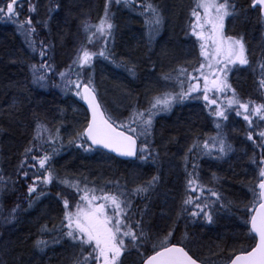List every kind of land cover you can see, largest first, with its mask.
Here are the masks:
<instances>
[{
	"label": "trees",
	"instance_id": "obj_1",
	"mask_svg": "<svg viewBox=\"0 0 264 264\" xmlns=\"http://www.w3.org/2000/svg\"><path fill=\"white\" fill-rule=\"evenodd\" d=\"M148 3L157 13L145 10ZM231 3L235 11L226 33L243 38L249 60L232 73V87L241 101L261 105L264 18L252 0ZM106 5L111 35L93 36ZM33 6L35 11H29ZM194 7L195 0H25L18 9L19 23L0 19V264H75L81 257L80 246L64 235L63 200L69 201L71 211L79 201L65 180L130 201L129 222L143 235L134 243L125 238L119 264H142L165 246V238L204 264H227L255 245L250 219L257 205L253 193L261 179L259 168L264 166V141L258 136L264 121L253 117L250 127L236 115L235 106L228 107L224 120L213 114L215 104L195 93L174 100L167 110L151 109L154 98L187 91L196 81L188 74L200 75L195 69L203 62L202 41L192 34ZM29 18L31 25L24 27L35 29L30 35L20 27ZM102 48L108 58L97 55L84 68L73 63L82 49L98 53ZM182 68L187 70L184 75ZM38 75L45 79L34 82ZM89 79L116 125L128 123L134 112H144V119L148 110L155 113L150 127L132 125L139 140L136 160H121L78 138L88 115L78 89L68 82ZM221 140L224 152L219 150ZM45 154L52 157L46 167L53 182L38 183L37 192L29 196L34 178L47 175L32 157ZM41 189L45 194L37 197ZM197 196L195 203L207 205L211 221L204 213L193 216L199 209L185 204Z\"/></svg>",
	"mask_w": 264,
	"mask_h": 264
},
{
	"label": "snow or ice",
	"instance_id": "obj_2",
	"mask_svg": "<svg viewBox=\"0 0 264 264\" xmlns=\"http://www.w3.org/2000/svg\"><path fill=\"white\" fill-rule=\"evenodd\" d=\"M112 2L121 3L122 0H108L109 4ZM123 2L127 3L128 0H123ZM24 3L25 0H4L3 4L0 5V19L19 23L18 17L20 13L18 9L22 8ZM257 6L264 11V0H252V7L256 8ZM145 10L153 14L157 13V9L151 3L145 6ZM29 11H35V7H30ZM234 11L235 6L231 3V0H195V7L191 13L194 17L191 29L192 34L202 41L200 44V54L204 57L206 63H202L198 69H195L196 72L200 73L199 76L188 74L189 79L197 81L196 84H190L187 91H182L176 96L166 93L162 97L154 98L151 109L159 111L167 110L171 107L174 100L188 98L191 92L200 90L199 81L201 79L204 82L203 98L209 101L210 104H216V99H209L208 91L215 89L216 91L224 92L230 88V85L226 83V73L230 70L228 65L249 64L243 38L225 37L223 33L225 17L232 15ZM31 23V18H29L20 24L23 31L29 35L35 29L24 27V25H31ZM155 23H160L158 15L156 16ZM112 28L113 24L109 21L106 5L104 18L96 26V30L92 35L95 36L98 33L100 37L110 36ZM88 41L89 43L93 42L92 36L88 37ZM209 41L213 49L211 52L208 51ZM40 55L43 56L44 53L41 52ZM97 55L108 58L106 48H102L98 53L82 49L81 54H78L77 60L73 61V63L78 64L80 68H84L90 66L93 57ZM213 60H215V65L213 64ZM205 67L209 69V75L213 79L210 80L209 75L204 73L203 69ZM259 67L261 78L258 84L260 88H264V64H260ZM128 71L131 72L132 69H128ZM185 73H187L186 69H180L181 75ZM218 73H223V77L217 75ZM60 75L63 77L65 73H60ZM165 78L167 79V77ZM44 79L43 75H38L34 82L38 83ZM68 83L75 85L78 89L76 95L81 96L88 103L92 113L91 122L82 132L78 133V138H86L88 141H91L92 145L109 149L121 156H135L137 137L133 134L137 133V129L132 127V125L142 123L150 127L152 116L155 113L151 109L148 110V118L144 119V112H134L128 123H120L114 126L112 117L105 115V110L102 109L101 104L97 101L91 79L87 82L69 81ZM227 104L229 108L235 106L236 115L242 116L250 127L253 125V117L264 121V104L256 105L251 101L243 102L234 91L232 97L228 99ZM213 114L224 120L228 118L226 111L220 108H217ZM146 132L147 128L138 135H144ZM258 136L264 141V131H260ZM248 139L253 140L251 133ZM220 145L219 150L224 152L226 146L222 140L220 141ZM204 147L208 148V144L205 143ZM85 150L90 149L86 148ZM30 151L31 149H26V152ZM140 151H146V147H142ZM51 158V155L48 154L43 155L39 159L35 156L32 157V160L38 164L39 169H43L47 175H43V179L40 176L34 178L33 183L28 186L29 196L37 192L38 183L47 185L53 182L50 166L46 167ZM260 164L264 165V159H261ZM21 167H23V162ZM23 175L27 177L28 173L24 172ZM259 177L261 179L256 186L258 190L253 193L258 206L254 207V214L250 219V231L258 238V242L251 251L235 255L231 259L230 264H264V166L259 168ZM62 182L68 187H74L79 194V201L75 205V211L68 210L69 201L67 199L63 200L64 208L66 209L64 215L66 223L63 224V227L67 228L64 235L81 248L82 255L80 258H77L75 264H118L124 250L125 238L134 243L143 235V233L138 235L129 222L130 201L123 199L122 194H112L105 192L103 189L88 188L87 185L81 189L78 183H72L67 180ZM193 183V181H189L190 185ZM98 191L99 195H97ZM137 191H146V189H137ZM191 191L195 192L196 188L193 187ZM44 194L43 189H41L37 193V197ZM212 194L215 195V193ZM198 200L199 196L190 198L185 200V204H192L194 208L199 209V211L191 213L193 216L204 213L207 219L211 221L212 217L205 212L207 205L205 204L202 207L201 204L195 203ZM138 226L139 222H137ZM169 236H171V233H169ZM166 241L167 238L161 244H165ZM86 248L88 249L87 255H83ZM144 264H197V262L185 251L184 247L172 245L163 246L160 250L155 251L154 255L149 256L144 261Z\"/></svg>",
	"mask_w": 264,
	"mask_h": 264
},
{
	"label": "rangeland",
	"instance_id": "obj_3",
	"mask_svg": "<svg viewBox=\"0 0 264 264\" xmlns=\"http://www.w3.org/2000/svg\"><path fill=\"white\" fill-rule=\"evenodd\" d=\"M231 16V15H230ZM230 16L228 17H225V20H224V29H223V33H224V36L225 37H232V38H236V39H239L237 37H233V36H230L226 33V28H227V21L229 20ZM202 42H200L201 44ZM244 43V42H243ZM213 49H212V45H211V42L209 41V47H208V51L211 52ZM200 52H201V49H200ZM245 53H246V49H245ZM203 57V56H202ZM202 63H206L204 57H203V62ZM213 64L215 65V60H213ZM222 66V65H221ZM241 66H244V65H239V64H235V65H231L229 64L228 65V68L230 69L229 71H227L226 73V83L228 85H230V88L229 89H226L224 92H220V91H216L215 89H212L210 91H208V96H209V99H216V104H215V110L217 108H220L221 110H225L226 113L228 111V104H227V101L228 99H230L232 97V93L234 91L233 87H232V83H231V78H232V73H235L236 71L239 70V68ZM204 73L206 75H209V69L207 67H205L203 69ZM217 75H220L221 77H223V73H218ZM209 79H213V77L211 75H209ZM197 81L193 82L192 84H196ZM199 86H200V90L199 91H196V92H191V93H195L196 94V97L199 98V99H202L204 102L206 103H209V101H206L203 97H204V82L203 80L201 79L199 81ZM191 96V94H190ZM210 104V103H209ZM214 104H210V106H212ZM214 109V108H213ZM78 110V108H77ZM79 111V110H78ZM80 112V111H79ZM136 178V175L135 177L131 176V178L129 179V182H132L133 180H135ZM100 194V193H99ZM97 194V195H99ZM170 199V198H169ZM99 202V201H98ZM127 240H125V243H126ZM163 245H168V243H165ZM4 248V247H3ZM5 249V248H4ZM122 255H123V251H122V254L119 258V261H118V264L120 263V259L122 258Z\"/></svg>",
	"mask_w": 264,
	"mask_h": 264
},
{
	"label": "water",
	"instance_id": "obj_4",
	"mask_svg": "<svg viewBox=\"0 0 264 264\" xmlns=\"http://www.w3.org/2000/svg\"><path fill=\"white\" fill-rule=\"evenodd\" d=\"M256 8H259L262 17L264 18V11H262V10L260 9L259 6H257ZM95 94H96L97 101L101 104V102H100V100H99V97H98V94L96 93V91H95ZM81 102H82V104H83L84 109H85L86 112H87V115H88V120H87V125H88V124L91 122V119H92L91 109L89 108L88 103H87L84 99L81 98ZM101 107H102V109L104 110L102 104H101ZM105 115L108 116V115L106 114V112H105ZM87 125H86V127H87ZM114 126H116L115 123H114ZM86 127H85V128H86ZM85 128H84V129H85ZM122 130H123V129H122ZM134 136H135V135H134ZM89 143H90V145H91V147H92L93 149L101 150V151H103V152H105V153H108V154H110V155H112V156H114V157H116V158H119V159H121V160H125V161L136 160V158H137V156H138V152H139V140H138V138L136 139V155H135V156H131V157H129V156H121V155H118L116 152H112V151H110L109 149H106V148H103V147H100V146H96V145H92V144H91V141H89ZM256 206H258V205H256ZM253 214H254V213H253ZM254 236H255V234H254ZM255 238H256V243H257V242H258V238H257V237H255ZM256 243H255V245H256ZM172 245H175V246H177V247H183V246H181V245L173 244V243H172V244L165 245V246H172ZM255 245H254L252 248H254ZM252 248H251L250 250H248V251H251ZM158 250H160V248H159ZM156 251H157V250H156ZM185 251H187V252L189 253V255L192 256V255L190 254V252H189L186 248H185ZM248 251H245L244 253H246V252H248ZM154 253H155V252H153V253L150 254L149 256L154 255ZM241 253H242V252L237 253V254H235V255H238V254H241ZM235 255H234V256H235ZM149 256H147V257L143 260L142 264H144V261H145ZM234 256H233L232 258H234ZM192 258H193L194 260H196L197 264H204L203 262L199 261V260L196 259L195 257L192 256ZM230 261H231V260H230ZM230 261H229L227 264H230Z\"/></svg>",
	"mask_w": 264,
	"mask_h": 264
}]
</instances>
